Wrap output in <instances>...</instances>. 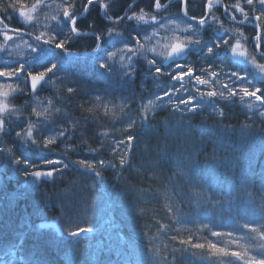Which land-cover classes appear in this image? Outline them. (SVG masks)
<instances>
[{"label":"trees","instance_id":"trees-1","mask_svg":"<svg viewBox=\"0 0 264 264\" xmlns=\"http://www.w3.org/2000/svg\"><path fill=\"white\" fill-rule=\"evenodd\" d=\"M131 1L103 0V3L111 6L106 11L114 17L125 9L123 16L132 12L136 15L161 12L157 13L154 0H136L129 6ZM165 1L160 0V3ZM222 1L235 13L233 6L240 5L249 14L261 15V10L248 6L246 0ZM35 2L0 0V16L10 26L25 28L35 35L44 32L48 38L68 31L63 23L57 28L48 23L43 31L39 23L47 22L51 6L61 4L62 10L67 7L69 12L77 8L81 11L87 0H42L44 6L34 14L38 16L36 27L24 26L19 8L23 5L24 9H30ZM185 3L189 16L204 17L205 0H185ZM180 8L181 2L171 0L164 11L186 20ZM206 18L207 31L202 40L225 38L211 23L216 20L220 23L218 26L241 30L246 35L247 50L264 60L252 44L251 37L255 33L252 26L231 21L219 6ZM259 24L260 35L264 37V17ZM149 26L127 19L109 22L100 14L98 6L90 7L86 16L77 19L78 29L90 28L105 39L108 30L114 32V28L125 38L135 28L142 38ZM93 39L91 34L79 37L73 34L65 47L77 51L91 49L95 46ZM40 44L46 51L60 52ZM260 48L264 51V39ZM216 52L217 56L212 59L193 52L186 60L197 72L214 60L213 70L218 72L220 81L214 86L216 90H221L225 84L231 86L228 78L231 71L247 69L249 78L256 77L253 83L261 79L249 65L232 59L223 47ZM65 60L67 62L49 59L39 65L31 64L29 70L33 71H42L50 62L60 68L55 75H48L46 84L39 85L35 98L28 93H17L13 104L29 109L22 119L27 113V120L37 124V134L65 130L66 138L58 139L52 152L21 146L19 154L39 163L41 158H64L59 154L67 150L66 162L88 160L96 164L102 176L96 177L93 171L71 164L62 176L37 181L33 187L29 183L31 177L19 176L10 163L6 168L0 156V259L5 258V264H228L233 258L212 254L206 249H191L181 245L180 240L191 238L194 243L210 240L229 251L239 250V245L255 243L241 227L244 223L264 224V119L253 116L255 110L248 109L238 98L236 103L218 102V106L225 108L224 117L214 113L208 104L197 113L183 114L165 106L150 112L149 121L141 123L136 113L139 105L155 93L175 87L167 75L149 76L147 66L140 60L136 65L138 76L129 84L96 69L89 63L88 54ZM68 87L76 91L69 94ZM97 95L102 97L101 101L96 100ZM35 99L53 100L54 111L45 115L46 119L30 114ZM103 104L108 105L107 114ZM122 105H126L123 111L120 110ZM129 118L137 120V139L126 157L130 166L126 164L121 168L109 146L122 137ZM11 120H15L14 124L22 123L16 116ZM166 131L171 133L167 140L163 138ZM3 140L8 147L15 148L14 131L10 130ZM100 141L105 144L102 151H87L99 147ZM164 152L169 155L164 156ZM100 159L116 163L117 167L101 168L96 163ZM50 168L45 165L42 170ZM80 228L92 231L76 237L68 235ZM210 230L231 232L232 236L213 237Z\"/></svg>","mask_w":264,"mask_h":264},{"label":"snow or ice","instance_id":"snow-or-ice-1","mask_svg":"<svg viewBox=\"0 0 264 264\" xmlns=\"http://www.w3.org/2000/svg\"><path fill=\"white\" fill-rule=\"evenodd\" d=\"M179 2H183V0H178V3ZM219 4L220 0H207V15L211 16L213 9ZM246 4L248 6L258 7L261 10V15H256L254 17L256 23L253 25L259 30V21L264 17V0H246ZM43 6L42 0H36L27 11H25L24 6L21 5L19 8V16L23 18L26 24L35 28L38 16L34 14ZM93 6L104 9H110L111 7L108 4H104L103 0H87V3L82 5L83 13H80L78 8L73 12H69L66 7L62 13V16L66 18L63 21V26L68 29L66 33L61 31L56 36L45 38L46 34L41 32L34 37L37 42L35 45L25 41L28 48H30L33 53H37L36 59L38 62L49 59L67 62L65 60L66 57L79 55V53L68 51L65 47V43L68 39L73 38V34L76 37L87 35V33H81L77 28V14L79 13L80 15L86 16L90 11V7ZM11 7L14 11L16 10L15 4L11 5ZM73 7L75 6L73 5ZM154 7L157 13H159L162 8L160 0H155ZM233 7L235 11L244 15L245 21L249 20V13L245 12L243 7L240 5H235ZM182 11L183 16L186 18V27L180 30L179 34H177L175 29H170L173 35L170 38H166L163 44L160 42H157L155 45L151 44L152 39L158 34V29L154 31L151 36H148L145 32L143 39L147 41V44L141 43L140 32L135 28L133 29V33H129L126 38L120 36L119 33L113 32L111 29L108 30L109 34L107 39L100 33H93V43L95 46L91 48L89 63L96 69L103 70L110 76H118L122 81L132 84L138 76L137 62L143 60L144 64L147 66V74L149 76L156 78L158 76L167 75L172 81L180 84L179 88L173 87V90H164L163 96L159 93H155V99L149 97L147 98L146 104L141 103L136 109L137 116L141 123L149 121V112H155L157 108L165 106H170L174 111L181 114L197 113L200 109L205 108V98H210L207 102L208 106L212 107L213 112L221 117L226 116V111L224 107L218 106V102L224 101L226 104L236 103L238 98L239 102L245 104L248 109H257V111L252 113L253 116L258 115L261 119H264V63H258L254 54L239 50L241 49L239 40H236L235 44H230L228 39L223 38H218L216 41L202 40L201 37L203 33L207 31V28L204 27L208 24L206 16L198 20L195 16H189L186 3ZM104 15L109 22H112V17L108 15L107 11H105ZM5 19H7V17H5ZM53 19L57 18L53 17ZM125 19L129 22H144L145 24L153 26L160 23L155 15H153L150 20H146L144 15H136L135 12H132L131 15L117 17L118 21H123ZM213 19H215V17H213ZM233 19H235L234 16ZM193 21H195V23H192ZM2 22L3 21H0V23ZM5 29L6 30L2 33L5 42L13 40V36L8 34L9 31L15 33L16 37L19 39H23L25 34L31 35V33L22 32L20 28L8 29L7 25H5ZM59 36H63L64 38L59 39ZM117 36H120L119 40H115ZM262 39H264V37H262L258 31L253 41L257 50L261 47ZM41 41L43 45H49L50 47L54 46V48L60 50V52L57 54L55 52L45 51L42 46H38ZM109 41H112L113 45L115 43H120L123 46L116 48L114 51H109ZM221 47L224 48L225 53L230 52L233 57H242L246 62L250 63L252 68L256 70L257 76L261 77V79L253 83L256 77L253 76L249 78L250 74L247 69H241L244 75H241V72L238 71H231L228 73V78L232 82L231 86L225 84L221 90H216L213 85L219 79V74L217 71L213 70L214 60L212 63L208 64L207 68L201 67L198 69L200 74H195L197 69L193 65L181 62L186 61L187 56L193 52L200 53L205 59H212L217 56L216 49H220ZM0 50L7 51V48L4 45H0ZM149 53L152 54L151 57ZM259 55L261 59H264V51H261ZM117 57L120 63L119 71L115 69ZM164 66L167 67L165 68ZM30 68L31 65L26 64V62H17L16 64L5 63L0 66V78H7L8 80L15 78V86L13 83L0 84V156L5 160V167L7 168V165L10 163L19 176H23L26 179L31 177L29 183L33 187L36 186L37 181H43L45 179L54 180L57 175L62 176L64 170H67L71 164H76L84 169L91 170L96 177H101L102 173L97 169L96 164L88 160H67L66 162L68 156L67 150L59 154L64 157L62 159L41 158L39 163L24 159L22 155L19 154V147L21 146L36 148L41 152H52V146L56 144L57 140L66 138L65 130H58L55 136H47L44 134H37V124L30 120H23L20 124H14L10 119L13 116L20 119L23 117L24 112L29 111L28 108L15 107L13 100L17 93L21 95L28 93L35 98L38 85L42 82H46V77H48L49 73L55 75L54 70L59 71L58 64L55 62H50V66L44 67L42 71L29 70ZM185 77H188V82L194 81L195 85L205 86L209 90L203 91L200 87H195L193 92L186 87ZM237 82H239V84H237ZM74 91H76V89L73 87L67 88L69 94ZM195 93H198V95ZM176 94L179 95L174 99ZM164 97H167L166 101ZM141 99L143 100L144 98L142 97ZM96 100L101 101L102 97L97 95ZM253 100L258 103H252L251 101ZM37 103L39 102L37 101ZM47 103L48 107L44 108L43 111L38 112L36 107H32L30 109V114L44 116L46 119L45 113H50L51 108L54 107L53 100L49 99ZM125 106L126 105H122L120 110L123 111ZM103 108L107 114L109 111L108 105L103 104ZM88 111H93V109H88ZM137 126V120L129 118L123 130L122 137L115 140L114 145L109 146L114 154V159L118 157L119 167L121 168L125 167L126 164L130 166V161L126 160V157L131 152L133 141L137 139L135 132ZM17 128L19 130H16ZM10 130L15 132L16 140L12 141L15 148L8 147L3 140V137L9 136ZM170 134V131H166L163 138L167 140ZM103 135L107 136L108 133H103ZM104 147V142L100 141L99 147L88 148L87 151L99 153ZM121 149L124 151H121ZM163 155L168 156L169 153L164 152ZM96 163H98L101 168L105 166L112 168L117 167V164L112 162L106 165L103 159L98 160ZM45 165L51 166V168L49 170H42ZM29 169L32 171H29ZM204 227L208 228V225H204ZM241 227L248 231L251 240L255 241V243L250 242L247 246L239 245V250L229 251L226 248L218 246V243L210 240L206 243H194L191 238L181 239L180 244L187 245L191 249H206L209 253L233 258L228 264H264V224L250 226L248 223H244ZM85 231H92V229L80 228L78 231L68 232V235L76 237ZM210 231L211 235L217 238L224 235L229 237L232 236L231 232L221 233L218 231ZM233 242L236 243L235 240Z\"/></svg>","mask_w":264,"mask_h":264},{"label":"rangeland","instance_id":"rangeland-1","mask_svg":"<svg viewBox=\"0 0 264 264\" xmlns=\"http://www.w3.org/2000/svg\"><path fill=\"white\" fill-rule=\"evenodd\" d=\"M28 9L29 8H25L24 10L27 11ZM62 9H63V5H61V4H59V7H58V5L51 6L50 14L47 16L48 18L46 17L47 22H45L44 24L43 23L42 24L39 23V25L43 27V31H46L45 27H46V25L48 23L49 24H54L55 28L61 27L63 21L66 19V18H64L62 16V13H63ZM60 10H61V14H60ZM160 11L161 12L159 14L155 15L157 17V20L160 23L156 24L154 26L150 25L148 31L146 32V34L148 36H151L152 33L154 31H157V29H158V34L151 41L152 45H155L157 42H160L161 44H163L165 42L166 38H170L173 35V32L170 31V29H175L177 31V34H179V31L186 27V20H183L182 18H179L178 16L175 15V13H169L167 11H164V6H162ZM138 15H144L146 20H150L151 17L154 14H152V13H143L142 12V13H140ZM53 17H56L57 19H53ZM58 21H59V23H58ZM211 23L216 25L215 28H216V31H218L217 32L218 34H220L223 37H225L224 39H228V40L231 41L230 44H235L236 40H239L240 44H241V49H239V50H243L246 53H250L247 50L246 46H245L246 35L241 30L226 29L225 27L218 26L220 23H219V21H216V20L214 22H211ZM24 26H28L29 27V25L26 24L25 22H24ZM3 31H5V30H2V29L0 30V36H1L0 45H4L7 48V51L0 50V63L5 64L6 63L5 61L12 62L14 60H19L20 62H26V64H30V65L31 64L39 65L41 63H45V61H39L38 62V60L36 59L37 53H33L31 51V49L28 48L27 44L25 43V41H27L28 43L35 45V44H37V42L34 39H32L29 36H25V35L23 36V39H19V38L16 37L15 33L9 31L8 34L13 36V40L5 42L4 38H3V34H2ZM114 32L120 34V31L117 30L116 28H114ZM144 35L145 34H143L142 38H140L141 39V43H146L147 44V41H145L143 39ZM117 38H118V36L115 37V40ZM108 45H109L108 46V50L109 51H114L116 48H119V47L123 46L120 43H115L113 45L112 41H109ZM38 46H42V45L39 44ZM43 49H44V47H43ZM228 53L232 57V59H234V60H236L238 62H243V63L249 65L252 68L251 64L246 62L242 57H233L230 52H228ZM151 55L152 54L149 53V56H151ZM256 58H257V62L258 63H264V60H260L258 57H256ZM181 62L190 64V62H187V61H181ZM3 64H1V66ZM58 68H60V67L58 66ZM115 68H120V63H119L118 57H117V62L115 64ZM252 69L256 73V70L254 68H252ZM54 71H55V73L57 72L56 70H54ZM195 74H200V72L196 71ZM49 75H52V73H49ZM241 75H243V74H241ZM4 79H6V80H4ZM185 82H186V87L189 88L190 90H192L193 92H194L195 87H200L201 90H203V91L209 90L205 86H197V85H195L194 81L188 82V77H185ZM219 82L220 81L217 80L215 82V84L219 83ZM3 83H13L14 84V81L12 79L8 80L7 78H0V84H3ZM46 83H47V80H46V82H44V84H46ZM157 84H160V82H157ZM215 84L213 85V87L219 85V84H216V85ZM237 84H239V82H237ZM174 85H175V88H179L180 87V84L178 82H175V81H174ZM14 86H15V84H14ZM170 90H173V89H170ZM195 94L198 95V93H195ZM160 95L163 96V93H161ZM178 95L179 94H176L174 96V99ZM152 98L155 99V96H153ZM209 99L210 98H205L204 103L207 104ZM164 100H167V97H164ZM37 101L39 103H37ZM47 102H48V100L44 101V99H35L34 102H33V106H31V107H36L38 112L39 111H43L44 108L48 107V103ZM251 102L252 103H258V102H255L254 100L251 101ZM144 103L145 104L147 103V99L145 100ZM243 105L246 106L245 104H243ZM15 107H17V106H15ZM17 108H21V107H17ZM252 110L257 111V109H252ZM53 111H54L53 108H51L50 113H45V115L51 114ZM41 117H44V116H41ZM28 118L29 117L27 116V113H26L24 115V118L23 119L20 118L19 120L22 122L23 120H27ZM15 120H13V122ZM19 120H17V121H19ZM30 121H32V120L30 119ZM56 133H57V131L52 130V131L48 132L46 135L47 136H55ZM121 151H124V150L121 149ZM51 159H62V158H60L59 156H53ZM107 164L108 163H106V165ZM87 239H89V237ZM0 264H5V259H1L0 260Z\"/></svg>","mask_w":264,"mask_h":264},{"label":"water","instance_id":"water-1","mask_svg":"<svg viewBox=\"0 0 264 264\" xmlns=\"http://www.w3.org/2000/svg\"><path fill=\"white\" fill-rule=\"evenodd\" d=\"M169 2V0H167L166 2H165V4H167ZM206 5H207V0H206V2H205V5H204V10H205V14H206ZM219 6L223 9V11H226L229 15H233L232 14V12L228 9V8H226L225 7V5L223 4V2L220 0V4H219ZM183 7H184V0H183V2H182V7H181V11H182V9H183ZM81 13H83V10L81 11ZM182 13H183V11H182ZM79 16H81L80 14H78L77 15V18L79 17ZM252 17V19L254 20V17H255V15H252L251 16ZM232 19H233V16H232ZM1 20V19H0ZM234 21H238V22H240V23H242V22H245V18H243V19H240V20H236V19H233ZM250 23V22H249ZM256 23V21L254 20V23H253V25ZM252 24V23H251ZM7 28L8 29H12V28H10V27H8L7 26ZM21 31H24V30H22L21 29ZM260 32V29L259 30H257L256 29V35H257V32ZM81 33H91V31H80ZM255 35V36H256ZM254 41V40H253ZM72 52V51H71ZM84 53H90L91 51H83ZM258 52L260 53L261 51L260 50H258ZM73 53H75V51H73Z\"/></svg>","mask_w":264,"mask_h":264}]
</instances>
